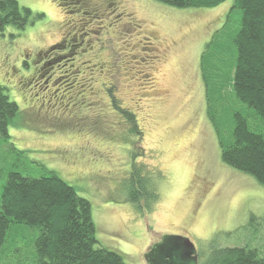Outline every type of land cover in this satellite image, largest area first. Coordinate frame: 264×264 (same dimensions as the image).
Listing matches in <instances>:
<instances>
[{
  "label": "rangeland",
  "instance_id": "obj_1",
  "mask_svg": "<svg viewBox=\"0 0 264 264\" xmlns=\"http://www.w3.org/2000/svg\"><path fill=\"white\" fill-rule=\"evenodd\" d=\"M62 1L19 0L40 17L24 29L8 26L0 33V84L19 107L9 137L0 135V201L9 172L39 178L50 171L91 202L99 244L121 253L127 264H147L145 252L164 235L190 239L196 264L223 247L264 256V187L221 162L207 117L208 98L215 101L219 91L223 101L216 111L226 143L233 112L247 109L229 90L231 61L224 45L231 44L240 15L233 0L208 9H176L153 0ZM60 40L78 45L72 49L80 52L78 62H107L109 71L96 76L97 87L111 81L123 106L137 115L142 137L73 128L83 127L81 109L73 112L58 101L67 88L59 77L68 61L47 64L49 48ZM212 43L221 44V51L206 56L213 63L206 85L201 60ZM148 56L153 62L143 65ZM143 72L151 78L145 88L132 82ZM132 149L138 153L134 160ZM132 163L153 175L156 197L149 205L143 198L128 201ZM16 229L0 247V264H33L37 232Z\"/></svg>",
  "mask_w": 264,
  "mask_h": 264
},
{
  "label": "trees",
  "instance_id": "obj_2",
  "mask_svg": "<svg viewBox=\"0 0 264 264\" xmlns=\"http://www.w3.org/2000/svg\"><path fill=\"white\" fill-rule=\"evenodd\" d=\"M66 1H62L63 6ZM153 1L176 9H208L226 0ZM234 9L240 11L239 25L230 38L231 44L224 45L226 57H230L231 61L227 64L229 90L232 100L247 109L245 113L243 110L233 112V129L226 143L222 141L218 115L221 111H216V106L223 101L219 91L215 101L208 98L207 117L218 138L221 162L240 173L250 175L264 187V0H233ZM33 15L29 8L19 4V0H0V33L8 26L17 30L24 29L34 17H40ZM76 45L68 47V43L58 41L49 48L52 56L47 62L50 64L64 58L68 61L66 73L59 77L63 79L62 85L67 88L63 89L64 93H60L58 101L73 112L81 109L83 127L73 128L79 133L88 128L89 133L97 131L98 134L118 129L121 135L134 140L142 137L143 130L137 122V115L123 106L111 81H104L97 87L96 76H103V72L109 71L107 62L92 58L78 62L79 50L72 51ZM209 46L206 45L208 49ZM220 46L219 43H212L209 53L202 57L201 69L206 85L207 65L213 64L211 61L207 64L206 56L210 54L212 59L211 53L214 50L220 52ZM148 57L141 61L143 65L153 62ZM126 70L131 71L130 68ZM148 76V72H143L140 78L134 77L132 82L139 80L145 88L151 82ZM139 108H136L137 112ZM18 112L17 103L8 97L0 84L2 137H9L8 127ZM129 152L132 160L138 156L133 149ZM145 172L141 166L133 163L128 171L127 198L133 204H139L143 198L146 205H149L156 197L153 177L150 178L153 175L148 176ZM49 174L39 178L23 176L14 171L7 174L0 201V247L6 242L9 232L23 225L37 232L33 241V264H127L121 253L99 244L91 202L80 196L60 176L50 171ZM262 255L256 249L247 247H223L214 250L201 264H264Z\"/></svg>",
  "mask_w": 264,
  "mask_h": 264
},
{
  "label": "water",
  "instance_id": "obj_3",
  "mask_svg": "<svg viewBox=\"0 0 264 264\" xmlns=\"http://www.w3.org/2000/svg\"><path fill=\"white\" fill-rule=\"evenodd\" d=\"M147 264H196V249L190 239L164 235L144 254Z\"/></svg>",
  "mask_w": 264,
  "mask_h": 264
}]
</instances>
